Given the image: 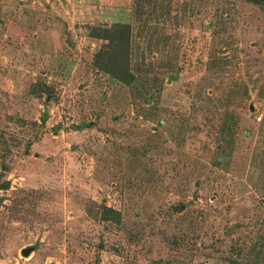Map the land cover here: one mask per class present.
Returning <instances> with one entry per match:
<instances>
[{
    "label": "rangeland",
    "instance_id": "1",
    "mask_svg": "<svg viewBox=\"0 0 264 264\" xmlns=\"http://www.w3.org/2000/svg\"><path fill=\"white\" fill-rule=\"evenodd\" d=\"M0 264H264V0H0Z\"/></svg>",
    "mask_w": 264,
    "mask_h": 264
},
{
    "label": "water",
    "instance_id": "2",
    "mask_svg": "<svg viewBox=\"0 0 264 264\" xmlns=\"http://www.w3.org/2000/svg\"><path fill=\"white\" fill-rule=\"evenodd\" d=\"M23 255H24V256H27V255H28V251H27V250H24V251H23Z\"/></svg>",
    "mask_w": 264,
    "mask_h": 264
}]
</instances>
